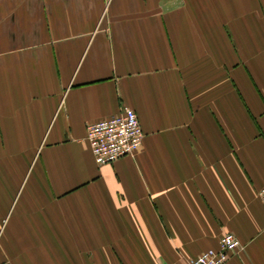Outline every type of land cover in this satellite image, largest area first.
Instances as JSON below:
<instances>
[{
    "label": "crops",
    "instance_id": "crops-1",
    "mask_svg": "<svg viewBox=\"0 0 264 264\" xmlns=\"http://www.w3.org/2000/svg\"><path fill=\"white\" fill-rule=\"evenodd\" d=\"M263 187L264 0H0V264H264Z\"/></svg>",
    "mask_w": 264,
    "mask_h": 264
},
{
    "label": "built area",
    "instance_id": "built-area-1",
    "mask_svg": "<svg viewBox=\"0 0 264 264\" xmlns=\"http://www.w3.org/2000/svg\"><path fill=\"white\" fill-rule=\"evenodd\" d=\"M136 113L123 108L118 115L90 124L85 129L86 141L97 166L113 164L121 157L133 155L139 148L144 134L140 129ZM264 202V187L257 192ZM241 242L232 234L221 236L215 250H206L184 264H224L230 256L239 254Z\"/></svg>",
    "mask_w": 264,
    "mask_h": 264
}]
</instances>
